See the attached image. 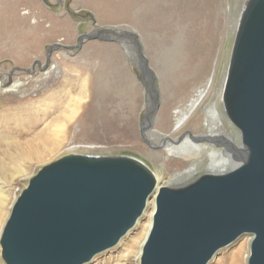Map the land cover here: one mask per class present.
<instances>
[{
	"label": "rangeland",
	"instance_id": "obj_1",
	"mask_svg": "<svg viewBox=\"0 0 264 264\" xmlns=\"http://www.w3.org/2000/svg\"><path fill=\"white\" fill-rule=\"evenodd\" d=\"M18 1L0 0V196L7 200L0 236L29 181L72 153L133 157L149 167L160 188H177L175 178L191 169L189 182L211 173V162L225 173L245 159L241 133L224 102V125L218 120L207 125L206 117L220 106L249 0ZM27 11L36 15L38 30L24 31L18 22ZM210 79L213 86L197 116L178 131L172 113L184 109ZM106 96L113 104L103 113L98 107ZM106 118L110 129L100 127ZM207 136L220 142L205 141ZM58 140H65L63 148L49 155ZM79 145L95 148L71 150ZM158 194L159 189L155 198ZM149 218L144 213L118 245L87 264H141L151 229L140 256L132 255L137 249L131 245ZM252 241V235L240 237L209 264H234L244 243L248 264ZM1 252L0 245V264H6Z\"/></svg>",
	"mask_w": 264,
	"mask_h": 264
},
{
	"label": "water",
	"instance_id": "obj_2",
	"mask_svg": "<svg viewBox=\"0 0 264 264\" xmlns=\"http://www.w3.org/2000/svg\"><path fill=\"white\" fill-rule=\"evenodd\" d=\"M224 90L246 157L227 173L160 188L141 264H209L248 234V264H264V0H249L242 14ZM157 186L133 157L64 156L40 169L15 201L0 237L2 259L87 264L134 229Z\"/></svg>",
	"mask_w": 264,
	"mask_h": 264
},
{
	"label": "bare ground",
	"instance_id": "obj_3",
	"mask_svg": "<svg viewBox=\"0 0 264 264\" xmlns=\"http://www.w3.org/2000/svg\"><path fill=\"white\" fill-rule=\"evenodd\" d=\"M5 1V0H4ZM24 0H19L18 1V4L19 3H21V2H23ZM27 1H29L30 2V0H25V2L27 3ZM6 3V2H5ZM4 3V4H5ZM243 12V11H242ZM14 14H16V12H13L12 13V17H13V15ZM33 19H36L35 21L36 22H31ZM14 20V19H13ZM18 20V22L20 23V24H22L23 26H24V31H27V30H29V31H35L38 27H39V22L37 21V18H36V15H34L31 11H27V12H25L23 15H22V17L20 18V19H17ZM16 19H15V21H17ZM15 21H13V23L15 22ZM38 30V29H37ZM106 33H108V32H106ZM114 59H116V58H114ZM115 61V60H114ZM116 63V62H115ZM229 65V64H228ZM117 66V65H116ZM115 71L114 72H116L117 73V71L119 72V69L117 70V69H114ZM116 73H115V75H116ZM118 75V74H117ZM119 76V75H118ZM116 77V76H115ZM226 79V78H225ZM224 79V80H225ZM195 80H196V78H195ZM194 80V81H195ZM212 80L213 79H210L209 81H208V84H207V87L204 89V90H202V89H200V90H198V91H195L194 93H193V95L190 97V99L188 100V102H187V104H186V106L184 107V109H179V111L176 113V114H173L172 113V115H174L175 116V119H176V129H178V131L184 126V125H186L188 122H190L193 118H195L196 116H197V114H198V111H199V109L201 108V106L203 105V103H204V101L206 100V98L208 97V92H209V90H210V88H211V86H213L212 85ZM192 81V80H191ZM190 81V82H191ZM188 82V81H187ZM186 82V83H187ZM193 82V81H192ZM225 82V81H224ZM190 85H192L191 83H189ZM188 84V85H189ZM187 85V84H186ZM176 88H177V86H176ZM175 89V88H174ZM174 91H176V89L174 90ZM180 92V89L177 91V94ZM185 92H186V90H185ZM133 92H130V94H132ZM182 93V92H181ZM134 95V94H133ZM130 96V95H129ZM224 96H225V90H224V86H223V90H222V94H221V96H220V98H219V105L220 106H218V107H214V108H211L210 110H208V112H207V117H206V123H207V125L210 123L209 121H213V120H218L220 123H221V125H224L223 124V122H222V118H224L223 116L225 115L224 114V112H223V107H222V109H221V106H222V104H221V102L223 101L224 102V107H225V101H224ZM103 96H99V98H102ZM131 97V96H130ZM134 100H135V98H134ZM131 102H132V100H131ZM112 104H113V97L112 96H106V97H104L103 98V103H102V105L100 106V108L98 107V109H100L103 113H107L108 111H110L111 110V107H112ZM131 106V105H130ZM133 106V105H132ZM136 106L134 105V108H135ZM225 111V110H224ZM169 112V111H168ZM168 115H170V113L168 114ZM117 118V117H116ZM163 123H165V122H163L162 121V124ZM100 127L102 128V129H110L111 127H112V123L110 122V120L109 119H105L102 123H101V125H100ZM172 130H173V128H172ZM205 139V141H209L210 143H212V141H215L216 140V138L215 137H210V136H207L206 138H204ZM216 142H220V140H216ZM64 143H65V140H63V141H56V142H54V144H53V150L49 153V155H51V154H54L55 155V153H58V151H60L62 148H63V146H64ZM218 145V144H217ZM80 148H88V149H94L95 147L94 146H91V147H82V146H75V147H73V148H71V150H80ZM86 150V149H85ZM173 150V148L172 149H167V151H168V153L169 154H172L174 151H172ZM242 152V151H241ZM72 154H79V153H72ZM176 154H178V153H176ZM83 155H93V156H100V155H98V154H83ZM156 156H159V153H156L155 154V156L154 157H156ZM236 157V160H238L239 158L237 157V156H235ZM228 162V161H227ZM235 164V161L232 163V166ZM231 166V167H232ZM210 167H211V169L212 170H214V171H212L211 173H209V174H224V173H217L215 170H216V164H212V162L210 163ZM223 169H228L227 167H224ZM231 170V169H230ZM229 170V171H230ZM191 171H193L192 169L189 171V172H187V173H185L184 175H179V176H177L176 178H175V182H177V180H178V183H180L181 181L183 182L185 179H189L190 177H192L193 175H191ZM214 172V173H213ZM225 173H227V172H225ZM156 179H157V177H156ZM158 180V179H157ZM157 189H159L160 190V187H159V185L157 186ZM157 189H156V191H157ZM156 191H155V193L151 196V198H150V200L148 201V203H147V210H146V212L145 213H150V218H149V221L147 222V224L145 225V226H143L142 227V230H141V232L139 233V235H138V237H137V239L135 240V241H133L132 242V247L133 248H135V249H137V253L136 252H133V251H131V253H132V255L133 256H140L139 255V247H140V245L143 243V241H145V239H146V237H147V235H148V233H149V231H150V229H151V226H152V222H151V218H152V216H153V214H154V210H155V205H154V203H155V200H154V198H155V195H156ZM156 200H157V198H155ZM7 200H6V198H5V196L2 194V196H0V228H1V226H2V224H3V222H4V220H5V217L7 216L6 215V211H5V208H6V204H7V202H6ZM144 215V214H143ZM154 217V216H153ZM132 231V230H131ZM1 237V236H0ZM247 254V243H244L241 247H240V249L235 253V256H234V264H245V255ZM250 258V257H249ZM90 263V262H89ZM233 264V263H232Z\"/></svg>",
	"mask_w": 264,
	"mask_h": 264
}]
</instances>
